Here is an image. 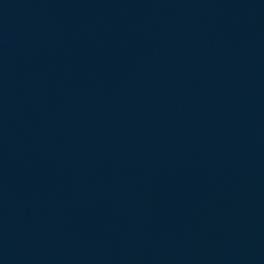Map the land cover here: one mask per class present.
<instances>
[{"label": "water", "instance_id": "95a60500", "mask_svg": "<svg viewBox=\"0 0 264 264\" xmlns=\"http://www.w3.org/2000/svg\"><path fill=\"white\" fill-rule=\"evenodd\" d=\"M0 264H264V0H0Z\"/></svg>", "mask_w": 264, "mask_h": 264}]
</instances>
